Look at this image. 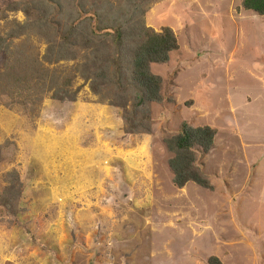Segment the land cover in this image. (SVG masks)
<instances>
[{
	"label": "rangeland",
	"instance_id": "rangeland-1",
	"mask_svg": "<svg viewBox=\"0 0 264 264\" xmlns=\"http://www.w3.org/2000/svg\"><path fill=\"white\" fill-rule=\"evenodd\" d=\"M39 1L0 0V264H264V16L242 0H46L64 28L44 33ZM164 27L179 48L150 66L162 99L140 105L133 50ZM8 56L68 94L19 100ZM184 122L217 130L197 163L212 189L174 184L165 139Z\"/></svg>",
	"mask_w": 264,
	"mask_h": 264
},
{
	"label": "trees",
	"instance_id": "trees-1",
	"mask_svg": "<svg viewBox=\"0 0 264 264\" xmlns=\"http://www.w3.org/2000/svg\"><path fill=\"white\" fill-rule=\"evenodd\" d=\"M46 0L39 1V9L45 4ZM58 7L61 4L58 3ZM244 10L253 11L264 16V0H242ZM27 12V10H25ZM36 22L40 23L39 29L48 33L53 30L52 24L58 31L64 28L62 22L50 20L48 8L42 9V15ZM79 22L74 21L71 26L60 36L63 45H68V40L72 37L73 31L77 28ZM30 23L21 24L18 22V38L27 34ZM116 37L119 46L123 44V34L121 29H117ZM143 40L135 46L132 61V77L138 85L144 90L145 96L139 100L140 105L146 101H160L162 78L151 71L152 63H165L170 58V53L179 48V43L174 31L170 27H164L160 31L152 28L142 30ZM12 35V34H11ZM109 35V33L105 34ZM71 36V37H70ZM72 45V44H71ZM0 53L11 54L9 45L5 37L0 34ZM7 57L5 64L8 65L9 71L18 73V98L24 100L26 97L42 96L51 93L56 97H64L68 94L67 90H59L54 85H48L41 79H36L35 73L31 70L28 62L19 58L11 60ZM67 85V84H66ZM66 91V92H65ZM217 130L209 125L193 127L184 122L180 131L165 139L168 149L174 154L169 161V165L174 173V184L178 187H184L188 182H195L199 186L212 189L208 177L198 166V159L208 154L215 144ZM209 264H223L217 256L209 258Z\"/></svg>",
	"mask_w": 264,
	"mask_h": 264
},
{
	"label": "crops",
	"instance_id": "crops-1",
	"mask_svg": "<svg viewBox=\"0 0 264 264\" xmlns=\"http://www.w3.org/2000/svg\"><path fill=\"white\" fill-rule=\"evenodd\" d=\"M39 153L41 154V152H39ZM73 162H74V160L73 159H70L67 164L71 166ZM71 179L73 180L74 178H68V180H71Z\"/></svg>",
	"mask_w": 264,
	"mask_h": 264
}]
</instances>
